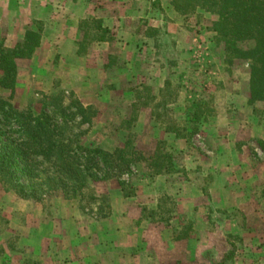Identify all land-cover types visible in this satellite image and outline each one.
I'll return each mask as SVG.
<instances>
[{
	"label": "rangeland",
	"instance_id": "obj_1",
	"mask_svg": "<svg viewBox=\"0 0 264 264\" xmlns=\"http://www.w3.org/2000/svg\"><path fill=\"white\" fill-rule=\"evenodd\" d=\"M111 1V6L104 0L83 2L95 12L92 19L83 22L77 43L78 51L89 61L93 58L99 65L115 68L113 75L96 70L73 77L70 67L74 61L61 57V63L54 61L52 70L49 64L53 56L49 49L55 44L61 53L71 48L64 42L56 43L59 33L50 30L59 21L60 12L69 13L72 7L64 5L63 0H53L49 16H45L43 0H0V13L3 6L13 12L0 16V49H13L26 31H35L39 43L44 38L49 45H43L38 53L34 51L30 59L14 61V92L0 90V98L14 110L30 111L36 116L48 114L42 104L53 94L63 93L64 103L68 104L71 94L77 98L80 90L90 89L92 84L112 83V90H100L105 95L106 110L90 127L81 126L75 131L85 133L81 143L111 152L128 138L148 156L156 142L162 141L173 155L177 171L166 177L161 195L155 176L145 169L142 173L133 170L128 186L134 194L131 204L122 198L115 181L96 183L92 188L98 203L90 212L82 209L84 203L66 201L59 194L37 203L25 200L13 186L0 180V252L7 248L44 250L51 219L55 233H61L63 239V235L77 231L94 233L98 224L102 235L109 229L105 220L121 216L126 232L143 229L138 233L141 246L139 243L133 250L117 247L114 255L119 264H212L230 250L228 242L236 248L229 264H264V103H249L248 66L238 62L227 65L223 46L214 41L212 24L216 17L207 12L197 9L181 15L171 6V0H159L158 7L153 0H146L141 19L133 21L122 10L123 0ZM76 12L67 17L64 14L61 19L74 25ZM109 18L114 23L113 31L104 38L120 41L121 26L128 33L140 29L148 37L138 57L142 65L125 67L122 45L97 48L91 44L93 37L101 36L107 28ZM85 42L90 44L84 47ZM136 70L142 77L129 82L126 77ZM126 91L132 93L131 100L121 95ZM135 104L140 107L134 109ZM153 113L161 117L156 122ZM170 124L178 136L163 131ZM69 125L75 128L77 123ZM182 129L185 132H180ZM15 131L16 126L10 123L2 127L0 121V140L15 139ZM19 177L23 183L22 175ZM219 193L225 195L231 209L216 208ZM161 196L166 197L164 208L174 206L169 217L153 213ZM166 218L167 222L161 221ZM165 229H171L173 237L182 238L179 244L169 247ZM189 238L192 243H187ZM62 239L58 242L64 246L66 239Z\"/></svg>",
	"mask_w": 264,
	"mask_h": 264
},
{
	"label": "trees",
	"instance_id": "obj_2",
	"mask_svg": "<svg viewBox=\"0 0 264 264\" xmlns=\"http://www.w3.org/2000/svg\"><path fill=\"white\" fill-rule=\"evenodd\" d=\"M153 2L159 6V0ZM154 3L152 7H155ZM170 4L181 15L198 9L216 17L212 24L214 41L223 46L227 65L246 63L249 103H264V0H171ZM101 32V36L93 37L94 41L107 39L103 37L106 32ZM37 34L26 31L23 40L13 49H0V90L14 92V61L32 57L39 46ZM64 99L63 93L53 94L42 104L48 114L41 112L35 116L30 111L14 110L0 98L2 127L10 123L16 126L15 139L0 140V180L13 186L21 198L37 203L59 194L66 201L84 203L82 209L87 208L90 212L92 205L98 203L92 188L96 183L115 181L122 198L131 199L134 194L128 186L133 170L139 169L142 173L145 169L152 176L162 177L177 171L173 155L166 151L162 141L156 142L152 154L148 156L128 138L111 152L83 145L80 138L85 133L75 131L81 126L90 127L97 117V110L93 106H83L72 94L67 99L68 104L64 103ZM132 107L140 106L135 104ZM160 118L156 114L155 122ZM72 122L77 123L75 128L70 127ZM174 127L168 126L163 131L178 136ZM180 132L185 131L182 129ZM123 177H127L128 181H124ZM165 200V196L158 198L154 215L169 217L174 211V206L164 208ZM167 220L161 219L164 223ZM175 240L182 238L177 235ZM228 244L230 250L220 261L212 264H229L233 260L236 248L233 243Z\"/></svg>",
	"mask_w": 264,
	"mask_h": 264
},
{
	"label": "crops",
	"instance_id": "obj_3",
	"mask_svg": "<svg viewBox=\"0 0 264 264\" xmlns=\"http://www.w3.org/2000/svg\"><path fill=\"white\" fill-rule=\"evenodd\" d=\"M43 1H44L43 14L45 16L47 15L49 16L48 11H49L50 5L53 3V0H43ZM84 1L85 0H63L64 5L72 7L73 11L71 12L74 13L75 11H77L75 15L76 19H75L74 25H70V23H68L67 20H63L61 18L64 14L67 17L68 15H70L69 13L71 12L68 13L67 10H65V12L61 11L60 12L61 17L59 18V21L55 22L54 25L51 26L50 33H53V32L59 33L56 37L57 38L56 43L60 44L59 41H61V42H64V44L70 45L71 47L65 53H61V51H57L56 44L54 45L55 47L53 46L49 49L50 50L49 55H53L52 57H50L51 62L49 63L51 70L54 68L53 66L54 61L55 63L57 62L61 63L62 58H63L67 60L69 59V61H74L73 65L71 64V67H70L71 75L73 77H76L80 73L83 74L85 72L94 73L96 70L102 71V72L105 71L109 73L111 72L113 75V72H114L113 69L115 68L110 67L109 65L107 66L99 65V62L97 60H93V58L91 59V61H89L88 58H85L84 55L81 54L80 51H78L79 44L77 43L78 42L77 40L80 37L79 34L83 26V22L85 20H89L94 15V12H95L94 9L90 10L88 7H85L86 5L83 4ZM104 1H107L106 5L111 6V3H110L112 2L111 0H104ZM145 1L146 0H123L121 2L122 7H123L122 10L123 12L127 13L129 17L132 18L133 21H135L136 19L140 20L141 13L143 11L142 3H144ZM99 3H100V0H99ZM133 5L134 7H132ZM1 9H2V12L0 13V16L4 17L7 15L13 14L12 11H9L8 6H3ZM119 15L122 16L121 13ZM111 19L110 18L108 19L109 23L106 25L107 28L103 29V31H105L106 33L108 32V35H109V32L113 31L114 23L112 22ZM11 21H9L8 24H10ZM13 24L15 25V23ZM121 27H120V30L118 29L120 33L118 39L120 41L114 42L113 38H110V39L104 40L103 42H97L92 39L93 41L91 42V44L95 45L97 48H100V47L102 48L103 46H107L108 48L109 46H111V44L113 45V43L116 46L122 45L121 47L122 49L120 48V50L122 54L124 55L123 57L126 58L125 67L132 66V65L136 67V66L142 65L143 61L141 59H138V57L141 54V50L145 48L144 46H146L148 37L145 36L141 31H139L140 29L137 30V28H135L133 31H130L128 33ZM97 31H98V28H97ZM24 35L25 33L21 35L19 39L20 41H16L12 46L14 47L17 43L21 42L24 38ZM86 43L87 42H85V44ZM89 44L90 43L86 44L84 47H87ZM43 45L44 46L46 45L47 47L49 46L48 42H45L44 38L41 40L38 48L35 51H37L38 53L39 50L42 47H44ZM37 53L35 52V57ZM129 74L130 75L126 77V79H128L129 82L137 81L140 77H142V76H139V73L137 70L134 72L130 71ZM80 80H84V79L81 78ZM82 84L83 83L81 81L80 85ZM104 84L106 85H100V83H96V85L92 84L90 86L91 87L90 89L87 88L86 90H80L77 94L75 93L78 101L83 106L85 107L93 106L97 110V117L99 116L101 112L106 110V107H108V105L105 104V100H104L105 95H102V92L100 90L101 89L112 90L114 87L112 83L111 85H108L107 81ZM85 91H90V93H86ZM122 94L124 95L125 100L126 99L131 100L132 93L130 91H126L125 93L121 92V95ZM109 102H110V99H109ZM155 180L157 181V183H159L158 192L162 193L164 190L166 177L155 176ZM217 197H219L216 200L218 204L215 201V205L217 209H220L223 211V210L232 208L231 204L229 203L228 199H226L224 194L219 193ZM131 199H126V202H129L128 204H131L130 203ZM121 220H122L121 216H113L112 218L105 220V224L108 225V228L110 230L108 229V231L105 232V230L102 228L105 232L102 235H101V232L97 230V227H99V224L97 226H94V231H93L94 233H90L88 235H85V233H78V231L74 235L66 234L67 236L65 237L63 235V239H66L65 241H63V243L65 242L66 244L62 246L61 243L58 242L59 239H62L61 238L62 235L61 233H58V232H57L58 234L55 233L54 231L55 223L51 219V223L47 227V229H49V232L46 233L47 236L44 237V241L46 245V248L44 250L39 249L38 251V250H35V248H30V247L25 251H18L17 249L16 251H14V249L12 250L10 248L3 249L0 252V264H119L114 255L115 252L117 251L116 250L117 247L123 246L124 248H127L129 250H133L137 248V245L139 243L141 246V240L138 241V233L142 228V227H139V228L133 229L132 232H126L123 229ZM164 233L167 234L166 239L169 243V247H174L175 244H179V241L175 240L176 236L175 235L174 237L172 236L171 229L170 231L169 229H165ZM103 235L105 236V238L101 237ZM112 235L114 236V239H110ZM84 237H86L85 239L86 241L84 240ZM190 240L191 238L188 239L187 243H192ZM54 242H56V244ZM55 245L60 246V247L56 248ZM137 253H140V252L136 251L135 254Z\"/></svg>",
	"mask_w": 264,
	"mask_h": 264
}]
</instances>
